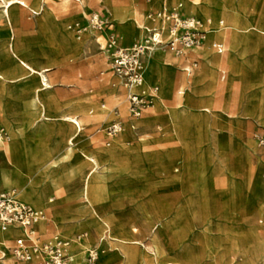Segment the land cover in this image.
<instances>
[{"label": "rangeland", "instance_id": "1", "mask_svg": "<svg viewBox=\"0 0 264 264\" xmlns=\"http://www.w3.org/2000/svg\"><path fill=\"white\" fill-rule=\"evenodd\" d=\"M159 1L160 3L152 5L151 0H125L127 8L121 10V14L136 30L135 35L139 39L145 34L142 22L144 19L149 20L148 14L175 0ZM177 1L185 11L193 9L189 6L193 1L192 4L196 5L203 19L210 13L207 4L216 5L214 0ZM243 1L249 15L264 19V0ZM200 2L204 4L203 7ZM28 3L27 7L16 8L20 16L17 27L20 39L18 48L27 55L26 59L38 64H34L36 68L45 67L49 87H39L36 73L29 74L15 68L19 60L11 55V51L8 56L6 49L9 43L17 41V33H13L12 40L13 34L9 28L1 27L0 75L3 77L0 78V97L19 108L18 118L23 122L21 126H24L22 136L31 147L17 142L8 153L0 148L7 158H0V168L12 165V172L20 171L15 184L4 186L0 181V190L13 188L23 201L44 211V217L39 221L40 227L37 228L36 224L33 228L39 240L46 241L54 233H59L69 242L67 248L69 255H72L71 261L76 262L83 253L82 264H85L88 248L101 246L100 257L105 252L103 245L107 246L105 253L109 258L103 262L98 258L97 264H264V259L256 257V246L251 236L254 227L264 236V226L257 222L258 212L264 208L263 203H258L259 200L264 201V152L252 137L254 132L264 136V114L258 117L252 110L257 95L258 105L261 103V95L264 96V64L257 63L255 69L246 65L240 89L233 93L229 89L233 69L218 63L224 53L216 54L210 46L215 58L210 65L202 57L203 50L196 49L200 58L190 75H186L185 60L161 52L166 64L179 77L174 84L179 104L175 103L170 109L168 105L171 102L167 98L166 88L169 83L165 84L163 79L153 77L155 62L160 59L156 54L143 72V82L138 89L145 95L148 104L139 117H133L128 110L130 88L124 86L108 65V35L117 30L124 36L123 42L127 40V34L119 23V17L113 12L111 2L50 0L49 3H42L37 0L35 4L33 0H28ZM41 4L43 9L40 14H34L32 10L39 11ZM145 4L148 6L143 7ZM13 7L10 9L11 16ZM46 10L48 13L43 16ZM93 14L104 17L108 26L98 31L90 29L89 18ZM221 18L224 19L225 27L229 24L242 33L255 31L264 36V22L258 25L248 18V24L239 27L224 14H221ZM216 21L217 19L214 20L213 27ZM227 30L231 32V29ZM210 31L212 30L209 28L206 35ZM62 34L77 43V49L66 51L59 43ZM116 36L119 41L118 35ZM225 46L227 47L226 43ZM43 48L48 49L46 54ZM250 58L251 54L246 55L247 61ZM223 69L226 72L225 78L220 81L219 72ZM200 71L210 73L208 85H219L217 94L204 92L202 82L183 86V79L189 80ZM22 76L26 78L15 80ZM153 84L157 86L154 96L149 93ZM235 88L236 83H233L231 89ZM30 101H34V105H30ZM89 106L94 107L92 114L98 108L103 115L87 118L86 114H91L88 113ZM164 109L169 110L168 119ZM39 110L49 116L50 120L38 127ZM60 114L78 117L81 129L73 140L72 156L58 177L66 185L68 195L61 201L58 190L52 196V201L37 202L34 198L40 182H37L38 174L33 170L42 168L48 161V156L64 151L65 140L74 129L72 123L61 120ZM113 120L121 122L122 130L120 134L111 137L109 145H106L105 128ZM201 123L204 130L203 158H199L196 146L202 134ZM187 125L190 126L185 130L187 138H183L184 126ZM0 126L6 131L1 120ZM36 128L39 131L33 132ZM177 128L180 132L178 137ZM7 136L3 143L11 140L8 133ZM54 136L57 139L55 141ZM119 138H123L119 141L123 143L122 149L111 154L107 152L106 149L119 143ZM173 139L181 146L182 158L177 155L173 158H154L167 149ZM133 146L136 147L138 156H120L127 152V147ZM90 149L99 151L92 154L103 174L99 181L104 192L102 199L94 203L96 212L102 218H107L111 236L130 237L136 239L137 244L110 240L107 229L96 228L90 223L93 218H98L91 214L86 202L80 197L81 187L78 181V173H83L87 164V170L90 169L87 158L91 153L87 150ZM26 155L36 158L27 160L24 158ZM113 155L119 156L112 157ZM185 158L186 167L183 168ZM79 163L83 167L79 168L78 173H66V168L79 166ZM86 171L81 174V180ZM177 171L183 172L184 176L188 175L190 178L187 181L190 184L187 181L174 183L166 178L171 173H179ZM90 177L88 198L91 202L92 199L101 197V190L93 182L97 177V170ZM0 178L4 182L6 179L11 180L9 172L0 174ZM47 180L51 183L55 181L48 177L45 181ZM76 180L78 188L74 190L72 184ZM257 185L263 191L260 198L256 196ZM54 187L59 189V186ZM59 202L61 205L57 208L56 204ZM59 212L67 216H59ZM78 222L80 227L69 232L68 226ZM15 235L21 233L17 231L12 237ZM129 253L131 259L126 257ZM0 264L38 263L14 262L11 259Z\"/></svg>", "mask_w": 264, "mask_h": 264}, {"label": "crops", "instance_id": "2", "mask_svg": "<svg viewBox=\"0 0 264 264\" xmlns=\"http://www.w3.org/2000/svg\"><path fill=\"white\" fill-rule=\"evenodd\" d=\"M36 1L37 0H33V2L35 4H36ZM41 1H42V3H49L50 0H41ZM64 1H67V0H64ZM76 1H78V0H76ZM109 1L112 4L113 10H114L113 12L119 17V21H120L119 23L121 24L122 28L124 29V31L127 34L126 42H123L124 36L119 34V32L117 30H113L112 32H114L116 35H118V37H119L118 45L120 47H128V46H130L133 42H135L139 38L135 35L136 30L131 27L130 23L126 22V19L124 20V16L121 14V10L127 8L126 2H125V0H118V1L109 0ZM151 1H152L151 2L152 5L160 3L159 0H151ZM214 1H216V5L213 6L211 3H209L206 6L207 9L209 10L210 14H213L211 21L209 19H206V18L203 19L201 14L198 12V8L196 7V5L192 4L193 1L189 4V6L192 7L193 9H191L190 11H185L182 8V11L185 14L194 15L197 18H199L202 22L207 23L208 24V29L210 28V30L211 29L212 30H217L215 33L213 31L208 32V35H206L205 42L199 48H201L203 50V52L201 53L203 59L205 61H207L211 65L215 58L213 56V52L210 51V46L212 48V43H214V42L223 44L225 50L222 53H224V54L217 53L213 48L212 49H213V51L216 54H219V55L222 54L220 56V58L218 59V63H223V64L227 65L230 69H233V72H232L233 75H232L231 80H230L229 89L231 91H233V93H237L239 91V89H240V86H241L242 77H244V75H243L244 67L247 65V66L253 67L254 69L257 68L258 60L263 56V53H264V36L262 34L256 33L255 31H250V32L246 31V32L242 33L241 30L236 29V28L232 27L229 24H228V27H225L223 25V20L224 19L221 18V14H224L229 19H232L233 21H235V23L239 27L246 26L248 24V22H247L248 18L251 19V21H253L254 23H256L258 25L262 24L264 22V19L261 18V17H258L256 19L252 15H249L247 13L246 4L244 3L243 0H214ZM102 2H103V0H102ZM177 2L178 1L175 0L171 4H168L167 6H170V5L175 4ZM23 3L22 2L15 3L13 9L11 10L12 17L15 20V25H13L12 29H10V32L12 34L13 33H17V36H16L17 37L16 38L17 41H15L14 43L11 42V43L8 44L9 47L6 49V54H8V52L11 51V53H12L11 55L14 58L19 60V62L16 65L15 68H18V69H21V70H25L26 73H29V74L36 73L37 76H38L39 87L43 86L42 88H46V87H49V85H48V81H47V78H46V75H45V70H46L45 67H43V66L40 67L39 66V68H36L34 66V64H36V63L26 59L25 56H27V55H25V53L22 52L18 48V42H19L18 39L19 38H18V28L17 27L20 24V16L16 12V8H17V6L27 7L28 4H29L28 0H24ZM147 6H148V4H145L143 7H147ZM200 6L203 7L204 4L202 2H200ZM42 9H43V5L41 4V5H39V11H36V10H32V11L34 12V14H40ZM47 13H48V10H46L43 13V16H46ZM110 14H111V12H110ZM215 19H217V21H216V24L213 27L212 25H213V22H214ZM220 22H222L221 25H220ZM142 23H143L142 27L144 25L145 26L150 25V22L147 19H144ZM227 28L231 29V32H228ZM62 36L63 37H61V39L59 40V43H60L61 46H63L66 49V51L67 50L71 51V50L77 49V46H78L77 43H75L71 39L70 40L67 39V37L64 34H62ZM250 36H253V38L250 37ZM217 37H218V39H217ZM11 39L12 40L14 39V34L11 37ZM23 41L25 43H27L26 39H24ZM130 41H132V42L129 45H127V43H129ZM225 43H226L227 47L225 46ZM43 52H45V54H46V52H48V49L43 48ZM248 54H251V58H250L249 61L246 60V55H248ZM191 55H193V56L190 57ZM8 56H9V54H8ZM157 56H159L160 59L155 62L156 68H155V73L153 74V77H154V79L156 77H159V79L160 78L163 79V82L165 84L169 83L166 88H167V96H168L167 98L169 99L171 104L168 105V107L170 109H172L171 108L172 105H174L175 103L179 104V101H177V99H176L177 98L176 94L178 93V91H176V93H175V90H174V84H175L176 80L179 77L177 76L175 71L166 64V61H165L164 57L162 56V53H158ZM181 58L187 62L186 66L184 67V71H185L186 75H190V72H186L185 69L191 67L193 62H196V65H197L198 60H199L200 57L196 53V49L192 50V51H189L184 57H181ZM10 60H12V58H10ZM24 62H28L29 65L32 66L35 69V71L34 72H30V70L27 69V66L24 64ZM36 65H38V64H36ZM39 72H41V74L43 75V79L47 83V86H44V85L41 84ZM225 73L226 72H225L224 69L220 70V72H219V80L220 81H222L225 78ZM209 74H210L209 72L200 71V72L197 73V75L195 77L190 78L189 80L183 79V81H182L183 86L188 84V83L190 84V83H195V82H202L204 84V86H205L204 87V92L210 91L212 93H216L217 94L219 92V90H220L219 89V85L211 86V85L207 84L208 80H209ZM2 77L3 76L0 75V78H2ZM20 78H26V77L25 76L16 77L15 80H19ZM233 83H236L235 90L231 89V85ZM1 84L2 83H1V80H0V94H1V91H2V87H1L2 85ZM152 86H156V85L153 84ZM140 88H141V86L138 89H140ZM38 90L39 89H35V91H38ZM257 92H258V90H257ZM257 92H256V95H257ZM30 105H34V101H30ZM257 107H258V95H257V99H256L255 104L252 106V110H253V112L255 114H256ZM164 110L166 111V117L168 119L167 111H169V110L168 109L167 110L164 109ZM93 111H94V107L93 106H89L88 113H91V114H86V117L87 118H92L94 115H103L98 110V108L95 109V112H96L95 114H92ZM18 113H19V108L14 106L13 103H11V101H9V100L7 101V100L2 99L0 97V120L6 126L5 129H6V132L9 134L10 139H14L17 142H21L22 144L28 145V146L31 147V144L26 142L25 139L22 136V132H23L24 126H21V124L23 122L18 118ZM40 115H44V116H46L48 118V120H50L49 116H47L42 110H39L38 111V115H37V118H38L37 121L38 122H39V116ZM63 116H68V117H71V118L78 119V117H74L73 115L60 114L61 120H62ZM198 118H199V121H202L200 119V117H198ZM39 126H41V124L38 125V127ZM202 126H203V123H201V128H200L202 134H201L200 139H198V143L196 145L197 146V150L200 153L199 158H203L204 157V153H203L204 150L202 148L203 147V141H204V139H203V137H204L203 131L204 130H203ZM37 128H36V130L34 129L33 132H38L39 129H37ZM184 128L185 129H184L183 138H187V134H186L187 131H185V130L189 129L190 126L187 125L186 127L184 126ZM80 130H79V132H80ZM77 131L78 130H76V126L74 125V129H73L72 132L69 133L68 137L76 135ZM255 133H258V132H254L252 134V137H253V135ZM259 134H261V133H259ZM53 140L54 141L57 140L55 136H54ZM32 141H36V139H32ZM127 148H128L127 152H124V153L120 154V156H123V155L124 156H128V155L136 156L137 155L138 156V153H137V150H136L135 146L127 147ZM63 150L64 151H60V152H58L57 154H55L53 156H48L47 158H49V159H48V161L45 163V165L42 168L33 170L35 173L38 174L37 182H40L38 193L35 195V198H34L35 201H37V202L41 201V202H44V203H48L49 201L53 200L52 196L55 195L58 190H59V194L61 195V201L64 200L67 197V195H68L67 187L64 184V182H61L60 180H58V177H59L60 171H63L62 168H64V166H67L66 163H68V160L71 158L73 150H72V147L68 146L67 144H65V147H64ZM87 151H89L91 153H93V152L99 153V151H96L95 149H90V150H87ZM182 153H183V151L181 149V146L178 143H176L174 141V139H173L171 141V143H170V146L167 149L162 150L160 153L156 154L154 156V158H173L175 155H177L178 158H182V156H181ZM114 156L116 157V156H119V155H114ZM0 158H3V159L6 158V156L1 153V150H0ZM24 158H27V160H28L29 158H36V157L32 156V155H30V156L26 155ZM186 160H187V158H185V161H184L183 166H182L183 168L186 167V166H184V164H186ZM82 167H83L82 163H79V166H77V165H74L72 167L70 166V168H66V170H68V172H66V173H68V174L78 173L79 168L81 169ZM88 167H89V165L87 164V167L84 169V172L87 170ZM12 168H13L12 165L9 168H0V174L9 172V175L11 176V178H10L11 180L9 182H4L2 180V178H0V181L2 182V184L4 186H10V185H13V184L16 183L17 177L19 176L18 173L20 171L19 172H12ZM99 169L97 170V177L93 180L96 188L98 190H101V197L98 198L97 200H93L92 199L91 203H89V202L85 201L82 198L81 174H83L84 172L80 173V174L78 173V181H80V187H81V189H80V197L83 199L84 202H86L91 214L92 215L96 214L97 217H98V220L93 218L90 223L93 226H95L96 228H101V229L106 230L107 228L104 227L103 221H107V218H102L96 212V209L94 207V203H97L98 201H100L102 199L103 192H104L103 185L99 181L102 178L103 174H102V172ZM173 172H174V170H173ZM177 172H179V171H177ZM183 172H184V169H183ZM183 172H179L177 174L171 173L166 178H168V180L170 182H174V183L185 182V181L189 180L190 177L188 175L184 176ZM47 177L55 179V181H53L54 183H51L49 181L51 179L45 181V179ZM188 183H189V181H187V184ZM55 185L59 186V189L54 187ZM72 186H73L74 190H75V188L77 190V188H78L77 180L73 182ZM11 189H13V188H11ZM2 190H9V189L4 188V189H1L0 191H2ZM18 198L21 201H23L20 197H18ZM23 202L28 203L26 201H23ZM258 203H263L264 204V201L263 200H259ZM28 204H30V203H28ZM30 205L33 206L32 204H30ZM60 205H61V202L57 203L56 204L57 208ZM33 207L37 208V209H41V208H38L36 206H33ZM259 212H258V215H259ZM59 213H60L59 216H67L65 213H62V212H59ZM258 215H257V218H258ZM244 221L248 222L247 219H244ZM241 222H243V221H241ZM36 224H37V228H39L40 227V223L37 222ZM36 224L33 226V228L36 226ZM68 227H69V232H71V230L79 228L80 227V223L78 222V223H76L74 225H69ZM17 229H18V231L20 230L21 232L20 231L19 232L23 235L22 230L19 229V228H17ZM228 230L230 231V229H228ZM106 233H107V235H110L108 229H107ZM127 233L130 234L129 232H127ZM22 235H15L14 237H11V238H8V239H2L0 237V239L1 240H11V239H13L15 237H18V236L20 237ZM110 240L119 241V242H122V243H127L128 241H130L131 243H135V244L138 243V241L136 239H133V238H130V237L120 238V237H115V236H111L110 235ZM79 243L81 245H83V243H81V242H79ZM233 243H235L237 245V242L233 241ZM102 247L105 249V252H106L107 246L103 245ZM99 248H101V246H99ZM83 252H85V250ZM105 252L99 258V260L102 261V262L108 260V258H109V255L106 254ZM152 254H153V256H155V253H152ZM69 257H70V255H69ZM83 257L84 256H83V253H82L81 258H79L77 260L78 262L76 261L75 263L82 264L83 263ZM126 257L131 259L130 253ZM8 260H11V259L0 260V262H4V261H8ZM69 264H73V261H71V258H70ZM170 264H174V263H170Z\"/></svg>", "mask_w": 264, "mask_h": 264}, {"label": "built area", "instance_id": "3", "mask_svg": "<svg viewBox=\"0 0 264 264\" xmlns=\"http://www.w3.org/2000/svg\"><path fill=\"white\" fill-rule=\"evenodd\" d=\"M151 25L145 29L142 38L137 39L128 47L118 45L117 36L111 32L107 37V58L110 69L122 80L126 87L141 84L146 56L152 51L169 53L176 57H184L189 51L203 45L208 24L194 15L185 14L181 3L162 6L148 14ZM222 22H220V25ZM108 26L104 17L96 14L89 18V27L100 30ZM217 53L225 48L222 43H212ZM191 67L186 68L190 72ZM156 86L149 88L154 95ZM144 94L131 92L128 95V110L133 117H139L147 106ZM122 130L119 120H113L105 128L106 145L109 139ZM7 133L0 126V139H7ZM253 138L257 146L264 152V136L255 133ZM44 217V211L34 208L21 201L13 189L0 191V229L13 226L22 230L23 235L11 240L0 239V260L12 259L15 262H37L38 264H69L70 257L67 251L68 240L58 233H54L48 240L40 241L35 235L33 226ZM257 222L264 226V208L260 210ZM99 247H90L86 250L85 264H97Z\"/></svg>", "mask_w": 264, "mask_h": 264}, {"label": "bare ground", "instance_id": "4", "mask_svg": "<svg viewBox=\"0 0 264 264\" xmlns=\"http://www.w3.org/2000/svg\"><path fill=\"white\" fill-rule=\"evenodd\" d=\"M164 1V0H163ZM17 2H24V0H0V28L1 27H8L9 28V31L10 29H12L13 25H15V20L13 19V17L10 15V9L14 6L15 3ZM24 4V3H23ZM205 18L206 19H209L211 21L212 19V14H207L205 15ZM220 18V17H219ZM148 20V19H147ZM150 22V20H148ZM78 24V23H77ZM150 25H151V22H150ZM150 25H147V26H143L142 27V30L144 31L146 28H149ZM141 29V28H140ZM212 30V29H211ZM214 33L217 31V30H212ZM258 33V32H257ZM264 34V32H263ZM213 36V35H212ZM142 38V37H141ZM218 38V37H217ZM205 40H206V34H205ZM205 42V41H204ZM13 45V44H12ZM13 47V46H12ZM201 47V46H200ZM198 49V48H197ZM9 50V49H8ZM158 53H161L159 51H152L150 53L147 54L146 56V63H145V66H144V69H143V72L149 67V65L151 64L152 62V59L153 57L158 54ZM24 64L27 66V69L30 70V72H34L35 69L29 65L28 62H24ZM258 64L261 65V64H264V53H263V56L258 60ZM39 76H40V81H41V84L44 85V86H47V83L44 81L43 79V75L41 74V72H39ZM143 82V80H142ZM142 82L141 84L139 85H133V86H130V93L131 92H135V93H139V94H143L141 93L140 91H138V88L142 85ZM155 95V94H154ZM153 95V96H154ZM151 99V97H150ZM150 101V100H149ZM264 114V96L262 97L261 95V103L258 105L257 107V110H256V116L259 117V115L261 114ZM46 120H48V118L44 115H40L39 116V123L38 125L40 124H46ZM62 121H65V122H71L73 123L76 127H78V129L76 128V130H80V123H79V120L78 119H75V118H71V117H68V116H63L62 118ZM34 131V130H33ZM120 134V133H119ZM176 135L177 137L180 135V132H179V129L177 128L176 130ZM74 138H75V135L74 136H71V137H68L66 140H65V144H67L68 146H72L74 144ZM121 139L123 138H119L118 142L120 141L121 142ZM5 141V140H4ZM118 143L117 145L113 146L111 149H106L107 152H110V154L116 150H119V149H122L123 147V143ZM17 144V141L14 140V139H11L9 140L7 143H3V141L0 139V148H2L6 153L10 152L12 148L15 147V145ZM127 150V149H126ZM118 153V152H117ZM102 157V156H101ZM112 157H115L114 155ZM87 158H88V163L90 164V169H88L86 171V173L84 174L83 178H82V198L91 203L89 198H88V188H89V182L91 180V175L93 174V171L95 170H98L99 167H98V162H97V159L95 157L94 154L90 153L87 155ZM104 158V157H102ZM107 158V157H106ZM52 160V159H51ZM252 177V176H251ZM250 177V178H251ZM251 180V179H250ZM10 180H7L6 179V182H9ZM263 194V191L259 188V186L257 185V189H256V196L257 198H260ZM96 218L97 215L94 214ZM103 225L104 227H106L109 231V224L108 222L106 221H103ZM18 231L17 228L13 227V226H6L4 228L1 229V232H0V236L2 237V239H8V238H11L14 233H16ZM20 231V230H19ZM21 232V231H20ZM22 235V234H21ZM254 239V244H255V250H256V257L259 256L260 259H264V236L260 233V231L258 230L257 227H254L253 228V234L251 235ZM67 251H68V248H67ZM101 251V250H100ZM69 254V253H68ZM70 258H72V255L70 254ZM100 258V257H99ZM74 260H73V264H74ZM203 263V262H202Z\"/></svg>", "mask_w": 264, "mask_h": 264}]
</instances>
